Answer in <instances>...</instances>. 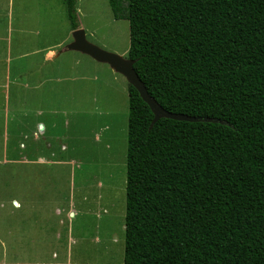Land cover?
I'll return each mask as SVG.
<instances>
[{"label": "trees", "instance_id": "16d2710c", "mask_svg": "<svg viewBox=\"0 0 264 264\" xmlns=\"http://www.w3.org/2000/svg\"><path fill=\"white\" fill-rule=\"evenodd\" d=\"M108 1L150 95L217 120L129 83L124 264H264V0Z\"/></svg>", "mask_w": 264, "mask_h": 264}, {"label": "rangeland", "instance_id": "374dc122", "mask_svg": "<svg viewBox=\"0 0 264 264\" xmlns=\"http://www.w3.org/2000/svg\"><path fill=\"white\" fill-rule=\"evenodd\" d=\"M37 8L41 12L52 11L38 17L34 14ZM77 9L80 28L85 30L89 42L129 57L130 22L116 19L108 0H77ZM36 30L40 31L38 36H34ZM73 32L65 0H0V67L6 69L7 61H11L10 102L17 96L18 80L14 76L36 67L45 66L48 70L52 67L49 77L62 80L46 82L39 90L40 95H31L28 90L30 100L22 108L28 106L33 112L30 120L44 121L51 134L66 133L65 121L79 123L82 117L89 123L82 131L79 125L68 127L69 134L75 131L80 135L78 150L59 154L73 156L77 163L72 184L76 214H69L73 230L72 262L124 264L128 80L108 63L67 49L74 39ZM59 41H64L62 47L57 48L62 51L59 58L62 74L55 71L53 63L43 61L44 53H33L38 47ZM26 81L25 78L23 82ZM81 109L98 113V126L96 120L90 119V114H80ZM103 123H109L111 129L100 128L97 143L92 138L95 125L100 127ZM68 142L75 140L70 137ZM2 149L0 146V153ZM68 175L70 178V173ZM26 248L27 245L25 251ZM29 257L35 259L36 256L25 253V260L7 264H29L26 261ZM54 260L53 264L65 261L63 256Z\"/></svg>", "mask_w": 264, "mask_h": 264}, {"label": "crops", "instance_id": "0c3cea01", "mask_svg": "<svg viewBox=\"0 0 264 264\" xmlns=\"http://www.w3.org/2000/svg\"><path fill=\"white\" fill-rule=\"evenodd\" d=\"M51 11L41 12L37 8L34 14L39 17L44 13L49 15ZM71 30L74 29L71 27ZM33 32L34 36L40 34L39 30ZM63 42L45 44L34 49L33 53H44L43 61H50L55 71H60L62 51H57V48H61ZM51 68L36 67L14 76L18 80L15 86L17 96L14 95L13 102H10L11 61H7L6 69L1 70L0 67V146L3 148L0 153V262L6 264L25 260V253L36 256L26 260L29 264H53V259L58 256L65 260L58 264H74L69 214H76L72 184L77 163L73 156L59 154L78 150L80 135L75 131L69 134L71 121L64 122L66 133L51 134L44 121L30 120L33 112L28 106L22 108L29 103L28 90L31 95H40L39 90L46 82L62 80L61 77H49ZM25 78L26 83L23 82ZM86 111L81 109L80 114H90V119L96 120L98 126V113ZM86 118L89 119L88 116ZM87 124V120L81 117L80 122L73 125L81 126L82 131ZM104 127L111 129L109 123L100 124V127L95 125V138H92L97 143L100 142L98 132ZM70 137L74 143L68 142Z\"/></svg>", "mask_w": 264, "mask_h": 264}, {"label": "water", "instance_id": "95a60500", "mask_svg": "<svg viewBox=\"0 0 264 264\" xmlns=\"http://www.w3.org/2000/svg\"><path fill=\"white\" fill-rule=\"evenodd\" d=\"M73 41L67 46V49L79 51L91 56L99 62L108 63L116 72L122 74L128 80V83L133 85L140 93L143 100L150 106L154 120L152 126L161 118H170L182 121H217L209 118H195L186 114L174 113L166 110L154 97L150 95L148 89L135 70V60L125 58L117 53L107 51L91 42L86 37V32L83 28H79L73 32Z\"/></svg>", "mask_w": 264, "mask_h": 264}]
</instances>
